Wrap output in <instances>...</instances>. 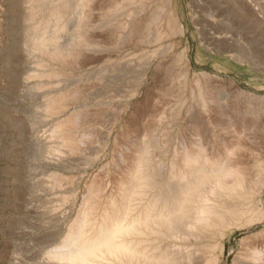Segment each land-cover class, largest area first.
<instances>
[{"label": "bare ground", "instance_id": "obj_1", "mask_svg": "<svg viewBox=\"0 0 264 264\" xmlns=\"http://www.w3.org/2000/svg\"><path fill=\"white\" fill-rule=\"evenodd\" d=\"M219 26L220 0H0L53 228L33 264H264V64Z\"/></svg>", "mask_w": 264, "mask_h": 264}, {"label": "rangeland", "instance_id": "obj_2", "mask_svg": "<svg viewBox=\"0 0 264 264\" xmlns=\"http://www.w3.org/2000/svg\"><path fill=\"white\" fill-rule=\"evenodd\" d=\"M251 2L253 9L251 13L246 14L240 0H220V26L217 30H220V34L233 33L235 39L241 38L242 35L244 39L247 37L243 42L260 52V56L255 58V61L262 65L264 64V0H251ZM189 23L191 28L187 38L190 39L192 48L193 68L214 72L213 61H207L205 66L196 62L195 56L201 40L199 36L194 39V25L190 19ZM237 45L239 48L242 47L240 44ZM242 87L248 89L249 85L243 81ZM14 93L6 90L0 92V264H14L12 260L17 264H27V262L33 264L31 259L36 256L39 243L47 238L46 233L53 228H49L50 225L47 226L39 219L42 216L37 213V209L31 214L27 211L41 197L34 191H37V186L43 177L42 165L38 162L39 153L35 145L32 141L26 138L21 140L17 136L12 121L16 115L15 107L19 104L26 110L32 96H28L30 94L28 90ZM260 93L264 94V91ZM229 260L231 261V257Z\"/></svg>", "mask_w": 264, "mask_h": 264}]
</instances>
